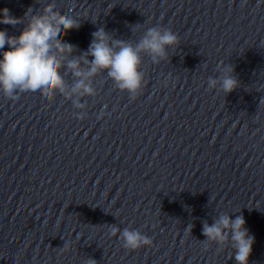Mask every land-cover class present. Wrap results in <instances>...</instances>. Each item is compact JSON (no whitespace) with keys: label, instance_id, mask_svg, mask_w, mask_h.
<instances>
[{"label":"clouds","instance_id":"clouds-1","mask_svg":"<svg viewBox=\"0 0 264 264\" xmlns=\"http://www.w3.org/2000/svg\"><path fill=\"white\" fill-rule=\"evenodd\" d=\"M0 12L2 24L16 26L26 21L18 36H9L5 30H0V50L5 45L9 49L0 52V94L16 100L20 93L25 92H40L49 99H54L59 93L71 101L74 109L79 110L73 113L78 120L87 118V105L81 99L96 96L93 81L98 75L106 72L117 89L135 99L145 83V74L141 70L143 57L146 55L153 64L159 65L170 59L169 48L180 45L178 35L171 28L161 25L148 28L137 42L115 39L113 34L101 27L92 33L87 51L74 55L78 51L77 46L64 42L63 35L72 29H79L80 19L62 14L56 9L55 0L45 4L42 11L38 10L35 14L29 8L23 18L12 16L7 8ZM141 28L142 24L133 26L135 31ZM216 70L220 75L208 78L209 90L218 89L227 95L239 86L231 64L221 62ZM68 74L72 77L71 83L65 79ZM169 80L171 74L164 81L165 87ZM103 115L102 112L98 119ZM245 224L243 215L232 219L229 214L220 213L211 225L203 221L202 235L205 239L200 243L205 245V250L210 244H215L218 251L230 247L231 258L234 253L236 264H248L255 238L249 234ZM108 226L110 234H118L121 246L126 250L136 251L153 245V239L139 229L127 227L121 230L116 224ZM193 227V224H188L185 236L192 233ZM67 246L65 242L62 248ZM85 264H97V261L87 258Z\"/></svg>","mask_w":264,"mask_h":264}]
</instances>
